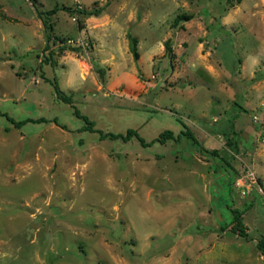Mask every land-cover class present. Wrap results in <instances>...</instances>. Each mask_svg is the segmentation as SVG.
<instances>
[{
    "label": "rangeland",
    "instance_id": "1",
    "mask_svg": "<svg viewBox=\"0 0 264 264\" xmlns=\"http://www.w3.org/2000/svg\"><path fill=\"white\" fill-rule=\"evenodd\" d=\"M263 236L264 0H0V264H264Z\"/></svg>",
    "mask_w": 264,
    "mask_h": 264
},
{
    "label": "trees",
    "instance_id": "2",
    "mask_svg": "<svg viewBox=\"0 0 264 264\" xmlns=\"http://www.w3.org/2000/svg\"><path fill=\"white\" fill-rule=\"evenodd\" d=\"M103 9L104 8H95V9L86 11L84 9H79L78 8V12L79 13H88V14H93V15H99L103 11ZM57 10H58V8L55 7L52 10L47 11V12L40 11V15H41V17L43 19V24L49 30H53V28H54L53 24L50 22V15L55 13ZM44 14H46L45 17H44ZM191 18H192L191 15L178 16L176 21H180L182 19L190 20ZM50 37H51V35L49 34V38ZM128 38H129V41H130V47H131V51H132V53L134 55V58L136 60H138L139 57H140V53H139V50H138V42H139V40L131 32L128 33ZM61 41L63 43H65V39H62ZM46 47H48V45ZM67 48L69 49L70 47L69 46H66V47L62 46L61 49L65 50ZM165 48H166V51L169 54H171V55L173 54V46H172V43H171V39H167L166 40ZM70 49L71 50H80L82 48H81V46H78V47H75V48L73 47V48H70ZM101 71H102V75H103L104 71L103 70H101ZM55 89H56L57 92L61 91L57 84L55 85ZM59 97L62 98L65 102L73 104V100H72V98L70 96L60 95ZM75 113L85 120L86 124L84 126V129L90 130L92 132H99L100 133V137L103 138V139L110 138V139H122L124 141H128V140L132 139L133 137H136L142 144H144L146 146H149L152 143H154L155 141H160V142L164 143L168 139L179 140L180 138H182V136H186L187 138L192 139L195 143H198V139H197L196 135L189 129L188 125L182 119H179V121L181 122V124L183 125L184 128L181 130V132L179 134L175 135V133L172 130H165L159 135L158 138L154 139L152 142H147L139 134L137 129L129 128L126 133L104 132L102 130H99V129L95 128V123L92 120H90L86 115L81 114L79 112V110L75 109ZM40 121H42V120H40ZM21 123H24V122H21ZM21 123L18 122L17 124L19 125ZM231 131H232V128H231L230 125H223L221 130H220V133L223 134L224 137L226 138V143H228V145H230L231 147L236 149L237 145H236V142L234 140V136H232V134H231ZM215 151L216 150H214V152ZM216 152H218V151H216ZM232 212H233V218H232V223H231L232 224V231H234L235 233L239 234L240 236L248 237V235H249L248 229H247V227L245 225V222L243 221L244 212L242 210H240V209H233ZM228 227H229V225H222L219 230L220 231H224ZM257 246L259 247V249L262 251V253L264 255V236L258 240Z\"/></svg>",
    "mask_w": 264,
    "mask_h": 264
},
{
    "label": "built area",
    "instance_id": "3",
    "mask_svg": "<svg viewBox=\"0 0 264 264\" xmlns=\"http://www.w3.org/2000/svg\"><path fill=\"white\" fill-rule=\"evenodd\" d=\"M256 184H259V182L254 173L251 171L246 173L244 176H241L236 181V185L243 195L249 193V190Z\"/></svg>",
    "mask_w": 264,
    "mask_h": 264
}]
</instances>
